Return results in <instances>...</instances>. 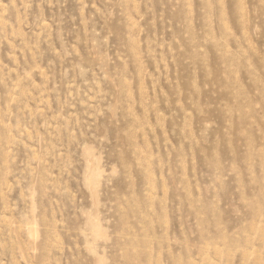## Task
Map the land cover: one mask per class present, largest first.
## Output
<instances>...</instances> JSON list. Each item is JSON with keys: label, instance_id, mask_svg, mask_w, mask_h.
<instances>
[{"label": "rangeland", "instance_id": "1", "mask_svg": "<svg viewBox=\"0 0 264 264\" xmlns=\"http://www.w3.org/2000/svg\"><path fill=\"white\" fill-rule=\"evenodd\" d=\"M0 264H264V0H0Z\"/></svg>", "mask_w": 264, "mask_h": 264}]
</instances>
